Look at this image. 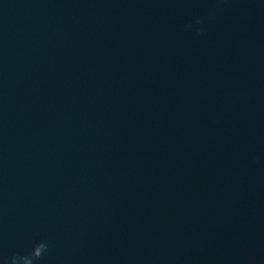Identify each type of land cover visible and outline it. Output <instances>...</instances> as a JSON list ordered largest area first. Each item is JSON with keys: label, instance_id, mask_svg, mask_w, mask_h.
I'll list each match as a JSON object with an SVG mask.
<instances>
[{"label": "water", "instance_id": "1", "mask_svg": "<svg viewBox=\"0 0 264 264\" xmlns=\"http://www.w3.org/2000/svg\"><path fill=\"white\" fill-rule=\"evenodd\" d=\"M41 241L264 264V0H0V264Z\"/></svg>", "mask_w": 264, "mask_h": 264}, {"label": "clouds", "instance_id": "2", "mask_svg": "<svg viewBox=\"0 0 264 264\" xmlns=\"http://www.w3.org/2000/svg\"><path fill=\"white\" fill-rule=\"evenodd\" d=\"M196 23L199 24L200 21L197 20ZM197 31H199V29ZM48 247L49 245L46 242L41 241L33 246L30 254L13 255L10 258L9 264H34V261L40 260L48 251Z\"/></svg>", "mask_w": 264, "mask_h": 264}]
</instances>
